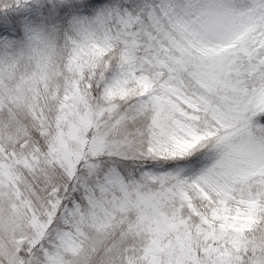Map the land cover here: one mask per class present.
I'll return each instance as SVG.
<instances>
[{
	"label": "snow or ice",
	"instance_id": "obj_1",
	"mask_svg": "<svg viewBox=\"0 0 264 264\" xmlns=\"http://www.w3.org/2000/svg\"><path fill=\"white\" fill-rule=\"evenodd\" d=\"M0 264H264V0H0Z\"/></svg>",
	"mask_w": 264,
	"mask_h": 264
}]
</instances>
